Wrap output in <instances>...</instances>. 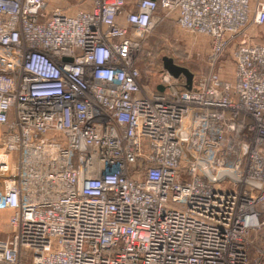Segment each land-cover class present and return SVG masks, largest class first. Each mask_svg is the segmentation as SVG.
<instances>
[{"label":"built area","instance_id":"obj_1","mask_svg":"<svg viewBox=\"0 0 264 264\" xmlns=\"http://www.w3.org/2000/svg\"><path fill=\"white\" fill-rule=\"evenodd\" d=\"M89 2L0 0V264H264V0ZM164 20L209 41L190 90L142 84Z\"/></svg>","mask_w":264,"mask_h":264},{"label":"rangeland","instance_id":"obj_2","mask_svg":"<svg viewBox=\"0 0 264 264\" xmlns=\"http://www.w3.org/2000/svg\"><path fill=\"white\" fill-rule=\"evenodd\" d=\"M47 12L50 14L55 10L73 13L84 6L85 0H45ZM126 10L130 8V0H126ZM264 26V25H263ZM261 26V27H263ZM261 27L251 25L246 34L250 43L264 45V41L251 36L253 31ZM210 51V44L207 38L189 33L177 27L173 20H164L148 34L141 42V79L145 88L152 91L159 83L158 69L162 66V59L169 58L177 66L186 68L196 78L207 73V57ZM230 51H225L222 56V68L219 71L224 79L231 77L233 65L230 58ZM169 97V96H168ZM16 156L12 158L15 164ZM4 217L0 215V238H4L9 229L4 228ZM3 216V215H2Z\"/></svg>","mask_w":264,"mask_h":264},{"label":"water","instance_id":"obj_3","mask_svg":"<svg viewBox=\"0 0 264 264\" xmlns=\"http://www.w3.org/2000/svg\"><path fill=\"white\" fill-rule=\"evenodd\" d=\"M162 67L169 72L174 78H178L179 76H184L185 78V89L190 90L192 88L193 74L187 70L186 68L177 66L173 63V61L169 58L164 57L162 59ZM158 91H162V87H157ZM182 135H185L182 133Z\"/></svg>","mask_w":264,"mask_h":264},{"label":"crops","instance_id":"obj_4","mask_svg":"<svg viewBox=\"0 0 264 264\" xmlns=\"http://www.w3.org/2000/svg\"><path fill=\"white\" fill-rule=\"evenodd\" d=\"M131 2H130V8L129 9H132L133 7H132V3L133 2H135L136 0H130ZM255 2H256V0H250V3H251V7L253 8L254 7V5H255ZM89 0H85L84 1V6L83 7H81V8H86V7H88L89 6ZM251 36H254L256 39H261L262 41H264V26L263 27H261L259 30H257V31H253L252 32V34H251Z\"/></svg>","mask_w":264,"mask_h":264}]
</instances>
